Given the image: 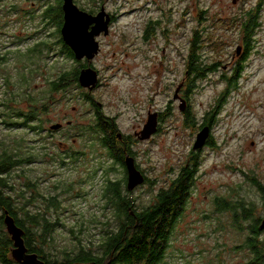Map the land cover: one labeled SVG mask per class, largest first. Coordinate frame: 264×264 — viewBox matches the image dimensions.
Listing matches in <instances>:
<instances>
[{
  "label": "rangeland",
  "instance_id": "rangeland-1",
  "mask_svg": "<svg viewBox=\"0 0 264 264\" xmlns=\"http://www.w3.org/2000/svg\"><path fill=\"white\" fill-rule=\"evenodd\" d=\"M54 4L0 0V58H5L0 61V156L21 162L11 170L7 192L14 205L27 204L32 214L45 211L52 226L44 241L49 259L61 263L81 245L99 254L103 234L118 226L103 193L108 180L123 184L127 171L101 141L109 130L94 128L99 108L126 136L129 153L147 178L130 191L137 210L197 159L188 202L161 264H245L250 250L239 246L253 219L264 218V200L247 180V175L264 180V0L109 3L116 18L92 60L99 82L91 94L79 82L51 91L50 83L62 73L80 72L87 63L63 52L54 22L43 27L42 6ZM257 7L259 28L241 59L244 48L236 52L244 42L240 20ZM149 20L160 22V32L144 42L142 28ZM195 31L202 40L197 56L216 70L206 71L190 89L188 58ZM34 41L48 48L42 49L43 58L35 56L26 74L20 58L9 52L23 53ZM239 62V74L231 77ZM31 111L36 118L26 125L21 115ZM149 113H157V125L138 138L135 133L143 130ZM209 120L211 143L193 150ZM55 124H62V130L50 129ZM217 199L255 203L253 218L244 221L232 210H220ZM236 217L244 230L235 225ZM1 228L8 233L5 224ZM33 228L38 237L41 228Z\"/></svg>",
  "mask_w": 264,
  "mask_h": 264
},
{
  "label": "trees",
  "instance_id": "trees-1",
  "mask_svg": "<svg viewBox=\"0 0 264 264\" xmlns=\"http://www.w3.org/2000/svg\"><path fill=\"white\" fill-rule=\"evenodd\" d=\"M53 6L48 7L49 21L56 24V27L62 22L61 1H54ZM258 8L255 11H248L241 21L243 29V54L241 59L246 57L248 50L252 48L253 36L259 28L258 24ZM58 34V32H57ZM62 50L68 56L74 57L72 50L61 39ZM202 40L199 33L195 31L193 42L190 47V57L188 58L189 75L192 74V81L190 89L195 87L194 80L204 77L206 71L216 70L212 65H204L203 61L197 56V51L200 49ZM36 51L41 54V48L35 46ZM34 47V48H35ZM48 48V47H47ZM35 51L33 57L35 60ZM243 57V58H242ZM241 63L237 64L234 75L239 74ZM73 77V78H72ZM234 80V79H233ZM232 81V78L231 80ZM72 82H78V72L62 73L56 80L50 83L51 91L54 93L67 89ZM28 119H35L33 112L23 115ZM97 122L94 128L97 131H102L107 134V137L101 139L105 146L110 147V156L119 161L124 168H126V157L129 149L124 150L119 145L118 136L115 135L113 125L98 114ZM189 111L187 112V119H191ZM104 122V123H103ZM213 122L206 121L203 126H208L211 129ZM211 138L207 139V144L211 143ZM126 151V152H125ZM197 159H194L193 166L184 167L179 175H177L170 184L161 188L155 195L151 204L142 210H137L131 199V190L127 188V175L124 182L108 180L104 188L103 196L107 200V204L112 205L114 216L118 221L116 230L106 231L102 237L100 253L94 252L90 247L81 245L77 253H67L61 263L52 262L49 252L45 249L44 241L51 231L52 226L47 223L45 211H38L32 214L25 206H15L9 193L11 191V170L19 165V160L13 159L10 156H0V264H16L11 257L12 240L8 233L2 232L4 226V216L6 212L11 215L16 225L23 230V240L28 252L35 253L45 264H161L165 256V250L168 246L170 237L180 217L182 216L185 204L189 199L190 187L193 184L194 175L197 170ZM247 180L255 189L258 196L264 200V180L254 176L247 175ZM147 178L144 176V181ZM31 182L27 181V186ZM124 188V189H125ZM126 191V192H125ZM220 210H232L236 216L245 221L253 218L255 203H247L240 201L232 204L227 203L223 199H217ZM237 210L239 212H237ZM20 213H24L20 216ZM262 218L253 219L251 225L248 227V234L245 238L243 246L249 248L251 257L245 264H264V241L261 240V234L264 229H261L260 223ZM240 218H235V225H239L240 230H244L240 223ZM107 224V225H106ZM33 226H37L41 231L37 237V233ZM109 227L105 223V227ZM105 230V229H104ZM103 230V231H104Z\"/></svg>",
  "mask_w": 264,
  "mask_h": 264
},
{
  "label": "water",
  "instance_id": "water-1",
  "mask_svg": "<svg viewBox=\"0 0 264 264\" xmlns=\"http://www.w3.org/2000/svg\"><path fill=\"white\" fill-rule=\"evenodd\" d=\"M63 25L61 28L62 40L73 51L77 60L86 58L91 60L99 51V42L96 37L101 32L108 33L110 19L104 20V11L96 16L80 10L73 0H63ZM92 26V27H91ZM242 46H238L236 52L241 53ZM78 81L82 87L92 91L98 83V73L92 66L84 67L80 70ZM183 101V100H182ZM182 108V107H181ZM157 125V113L149 114L148 121L144 125L142 135H150ZM61 124L52 125V129H58ZM210 135V128L204 126L197 133L193 150L201 149ZM126 169L128 173L127 188L132 190L136 185L144 182V175L139 171L134 163V159L127 155ZM5 226L9 233L13 246L11 254L19 264H45L35 253L28 252L23 240V230L16 225L14 218L6 212L4 216ZM261 229L264 228V218L261 220Z\"/></svg>",
  "mask_w": 264,
  "mask_h": 264
},
{
  "label": "flooded vegetation",
  "instance_id": "flooded-vegetation-1",
  "mask_svg": "<svg viewBox=\"0 0 264 264\" xmlns=\"http://www.w3.org/2000/svg\"><path fill=\"white\" fill-rule=\"evenodd\" d=\"M54 1H56V0H54ZM61 1V10H62V6H63V0H60ZM114 1H116V0H73V2H74V4L80 9V10H82V11H84V12H86V13H88L89 15H91L92 17L93 16H96L97 14H99L100 12H102V11H104V20L105 19H107V18H109L110 19V22H109V24H108V33L107 34H104V32H101L100 33V35H98L97 37H96V40L99 42V51H98V53L100 52V42H102V38L103 37H105V36H107L108 34H109V32H110V28L112 27L111 25L114 23V21H115V18H116V15L114 14V13H112V12H110L108 9H107V7H108V4L109 3H111V2H114ZM32 6H33V3H32ZM48 7H49V5H45V6H42V10H41V15H40V19L42 20V21H44V23H43V27L44 28H48V21H49V15H48ZM34 14L33 13H31L30 11H28V13H27V17H29L30 18V20H32V16H33ZM63 16H64V13H63V10H62V22H61V24L59 25V27L57 26L56 27V33L58 32V33H61V28H62V25H63ZM158 24H160V22L159 21H155V20H149V21H147V22H145V24H143V28H142V33H141V38H142V40L144 41V42H146L147 40H151V37L152 36H154V37H156L157 36V34H159V32H160V27L158 26ZM92 27V26H91ZM15 28V27H14ZM47 35V34H46ZM20 36H22V35H20ZM29 38H32V36H33V34L32 33H30L29 34ZM62 36V35H61ZM40 45V43H38L37 41H34V45H32V46H29V47H26V50L25 51H23V53L22 52H20V54H18L17 53V51H13V52H9V54H11V53H14V55H16V56H13V57H17V58H20V59H18V61L19 62H21L22 63V68H24L25 69V71H26V74H27V70L29 69V67L31 66V64L32 65H34V57H33V51H35V54H36V57L38 56V55H40V58H43V54H42V49H47V43L46 42H43L42 41V43H41V45H40V48H41V54L38 52V51H36L35 49H36V47L35 46H39ZM35 47V48H34ZM72 53H73V51H72ZM97 53V54H98ZM96 54V55H97ZM243 54V53H242ZM8 55V53L5 55V56H7ZM73 55H74V53H73ZM95 55V56H96ZM241 57V56H240ZM95 58V57H94ZM93 58V59H94ZM44 59H47V55H44ZM93 59H91V60H87L86 58H83V59H81V60H85V61H87V63L86 64H84L83 66H82V68H84V67H87V66H92V68H94V65H93V62H92V60ZM2 60H4L5 61V58H4V56H2V58H0V61H2ZM35 60H36V58H35ZM91 63H92V65H91ZM96 70V69H95ZM97 71V70H96ZM98 73V72H97ZM26 74L24 75V74H22V77L24 78H26ZM79 74H80V72H78V77H79ZM98 79H99V74H98ZM79 82V81H78ZM99 82V81H98ZM88 92L91 94L92 93V91H89L88 90ZM87 98H88V100L89 101H92L93 102V98H92V96H87ZM181 98V97H180ZM181 100H183L182 98H181ZM97 105L99 106V105H101L100 103L98 104L97 103ZM101 109V108H100ZM96 120H97V115L99 114L101 117H102V114H101V112L99 111V108H97L96 109ZM150 114V113H149ZM25 115H27V114H25ZM21 117L22 118H25V121H24V124H26V125H30V123L34 120V119H28L27 117H23L22 115H21ZM103 118V117H102ZM104 120L103 121H105L106 123H107V121H109L112 125H113V127H114V129H115V135H117L118 136V141H119V145H120V147H122L124 150H127V148L129 149V146H128V141L126 140V136L125 135H123L120 131H119V129L116 127V125H115V122L111 119V118H108V117H104L103 118ZM159 119V117L157 118V120ZM70 122L71 121H67V126H68V124H70ZM71 124H72V122H71ZM31 127V126H30ZM62 127H63V125L61 124V127L60 128H58V131H60V130H62ZM50 129H51V126H50ZM143 131V130H142ZM142 131H140L139 133L138 132H136L135 133V136L136 137H138V138H140L139 136L140 135H142ZM61 145H63V146H65V145H67V144H65V143H60ZM126 152V151H125ZM128 156H130V157H132L133 159H134V157L133 156H131L130 154L131 153H126ZM134 163H135V159H134ZM135 166H136V163H135ZM136 168H137V166H136ZM138 169V168H137ZM139 170V169H138ZM126 171H127V169H126ZM127 177H128V173H127ZM12 248H13V244H12ZM11 257H12V254H11ZM13 258V257H12ZM14 260V259H13ZM15 261V260H14ZM15 263L16 264H19V263H17L16 261H15Z\"/></svg>",
  "mask_w": 264,
  "mask_h": 264
}]
</instances>
